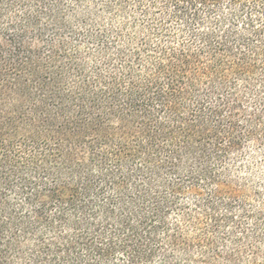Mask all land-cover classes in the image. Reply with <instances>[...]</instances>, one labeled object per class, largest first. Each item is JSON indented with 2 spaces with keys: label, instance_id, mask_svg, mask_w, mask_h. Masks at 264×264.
<instances>
[{
  "label": "trees",
  "instance_id": "16d2710c",
  "mask_svg": "<svg viewBox=\"0 0 264 264\" xmlns=\"http://www.w3.org/2000/svg\"><path fill=\"white\" fill-rule=\"evenodd\" d=\"M0 264H264V0H0Z\"/></svg>",
  "mask_w": 264,
  "mask_h": 264
}]
</instances>
